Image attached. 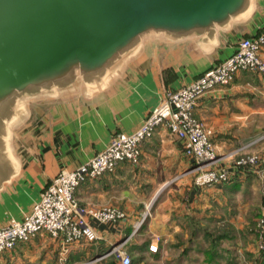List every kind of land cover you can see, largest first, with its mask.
Wrapping results in <instances>:
<instances>
[{"label": "crops", "instance_id": "crops-1", "mask_svg": "<svg viewBox=\"0 0 264 264\" xmlns=\"http://www.w3.org/2000/svg\"><path fill=\"white\" fill-rule=\"evenodd\" d=\"M262 25L264 0H246L240 13L209 30L183 35L163 31L142 34L92 80L78 76L67 85L21 95L20 111L10 115L5 128L0 225L11 218L21 220L59 171L81 165L116 133L134 131L168 91L191 82L228 57L239 39L255 36ZM261 56L264 58V47ZM194 113L211 128L218 154L244 145L264 130V74L237 72L229 85L217 86L200 97ZM182 147L183 139L158 127L141 144L137 165L121 163L113 172L78 186L75 196L82 205L112 206L125 212V218L114 222L87 218L98 234L97 241L67 245L41 232L2 253L0 264H84L87 256L105 253L121 240L130 255L137 256L149 251L154 236L166 243L172 235L181 233L180 228L189 224L187 217L195 216L193 221L199 229L203 225L197 217L214 221L221 199L242 189L252 172L228 161L226 167L233 171L234 178L223 184L196 186L188 171L191 160ZM258 149L262 150L253 144L247 151ZM171 185L179 187L181 195L159 207L163 215L154 212L147 218V202L161 188ZM184 191L188 192L186 197ZM193 207L196 215L190 212ZM144 215L146 220L136 228ZM141 233L153 236L135 237Z\"/></svg>", "mask_w": 264, "mask_h": 264}, {"label": "water", "instance_id": "water-1", "mask_svg": "<svg viewBox=\"0 0 264 264\" xmlns=\"http://www.w3.org/2000/svg\"><path fill=\"white\" fill-rule=\"evenodd\" d=\"M246 0H0V117L21 95L98 77L150 31L209 30Z\"/></svg>", "mask_w": 264, "mask_h": 264}, {"label": "built area", "instance_id": "built-area-1", "mask_svg": "<svg viewBox=\"0 0 264 264\" xmlns=\"http://www.w3.org/2000/svg\"><path fill=\"white\" fill-rule=\"evenodd\" d=\"M263 47L264 25L255 36L239 39L228 57L206 69L191 82L167 92L134 131L116 133L102 150L84 163L72 170L59 171L42 189L30 212L24 214L21 220L11 218L0 225V255L13 249L18 242H27L41 232L59 238L67 245H88L97 241L98 234L87 218L91 217L102 223L114 222L125 218V212L112 206H84L75 196L76 189L88 179L113 172L121 163L137 165L141 144L158 127L183 139V153L193 161L188 171L195 174L196 186L223 184L234 178L230 170L216 168L221 157L210 139V129L194 116L193 111L200 97L217 86L229 85L237 72L264 74V58L261 56ZM247 146L248 144L243 145L228 154L235 155ZM255 158L241 157L235 167L243 168L248 163L252 165L257 162ZM144 218L145 215L136 228ZM159 240L158 236L153 237V242L148 245L150 252L158 250ZM123 245L124 241L112 245L100 258L112 254L119 264H131Z\"/></svg>", "mask_w": 264, "mask_h": 264}, {"label": "rangeland", "instance_id": "rangeland-1", "mask_svg": "<svg viewBox=\"0 0 264 264\" xmlns=\"http://www.w3.org/2000/svg\"><path fill=\"white\" fill-rule=\"evenodd\" d=\"M32 95L35 98V94ZM22 98L24 97H17L9 106L8 110L0 117V170L3 169L2 166L5 162L4 140L6 137L5 128L8 123L7 121H9L10 115L15 116L20 111L19 106ZM194 116L196 117L195 113ZM203 123L210 129L211 139L212 130L204 121ZM262 135L263 137H261ZM263 143L264 130L256 138L245 143L244 145L248 144V146L238 151L235 155H229L228 153L237 150L243 145L230 150L226 154H219L221 158L218 164L223 162L225 165L217 164L216 168L228 169L226 167V165L228 166V161H230L232 166H237V160L244 156H255L257 162L252 165H250L251 163L244 165L242 168L243 171L249 170L252 172V175L245 178L242 189L233 191L232 197L221 199L220 211H217V217H213L215 218L214 221L205 218L199 219L197 217L198 223L203 225L199 229L194 223L196 219L194 215L196 214L195 208L193 207L190 212L194 214V217H187L185 220L189 221V224L186 227L183 225L180 228L181 233L172 235L166 243L161 241L162 238L160 240L162 243L156 252L144 251L140 255H132L131 257L129 250H127L124 244L123 248L129 254L131 264H259L258 259H261V253H264ZM253 144L258 146V148H262V150L247 151L248 147ZM191 163L193 164L192 160ZM230 173L233 174V171L230 170ZM192 174L194 180L195 174ZM183 194L186 197L188 192L184 191ZM180 195L181 192L177 186L171 185L161 188L154 195L153 199L147 202L144 208L146 217L150 218V215H154V212L163 215L165 212L159 207L167 205L168 203H165L166 200L169 202L174 196L179 197ZM220 234H224L225 236L218 237L217 243L219 245L216 248V253H209L208 249L211 247V240L216 239ZM152 236L151 233L135 235V237L140 239H148ZM114 244H111L107 251ZM102 254L92 257L91 255L87 256L85 258L87 262L84 264H107V261L114 259L112 254L100 258Z\"/></svg>", "mask_w": 264, "mask_h": 264}, {"label": "trees", "instance_id": "trees-1", "mask_svg": "<svg viewBox=\"0 0 264 264\" xmlns=\"http://www.w3.org/2000/svg\"><path fill=\"white\" fill-rule=\"evenodd\" d=\"M223 237V236H225L224 234H220V235H218L217 237H216V239H212L211 240V247H210V249H208V251H209V253L211 252V254L213 253V252H215L216 253V251H217V247H218V243H217V239H218V237ZM132 257V256H131ZM261 264H263V260H264V253H261ZM115 259V258H114ZM114 259H111L110 261H107V264H119L118 263V261H116V259L114 260Z\"/></svg>", "mask_w": 264, "mask_h": 264}]
</instances>
